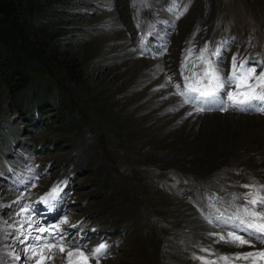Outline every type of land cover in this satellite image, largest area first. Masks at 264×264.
Wrapping results in <instances>:
<instances>
[{"label": "rangeland", "instance_id": "374dc122", "mask_svg": "<svg viewBox=\"0 0 264 264\" xmlns=\"http://www.w3.org/2000/svg\"><path fill=\"white\" fill-rule=\"evenodd\" d=\"M15 1L31 44L49 23L61 30L59 60L68 54L77 68L49 50L27 62L48 90L34 120L0 66V147L9 148L0 149V264H24V204L42 226L66 215L69 244L106 243L100 264H252L219 257L264 243L238 247L210 233L229 230L217 216L243 215L255 191L244 185H264V111L216 109L199 119L174 85L202 70L205 47L225 75L233 56L264 70V0H70L55 4L52 18ZM6 50L0 39V54ZM57 185L50 209L40 198ZM50 264L63 261L57 255Z\"/></svg>", "mask_w": 264, "mask_h": 264}, {"label": "snow or ice", "instance_id": "6c2138e0", "mask_svg": "<svg viewBox=\"0 0 264 264\" xmlns=\"http://www.w3.org/2000/svg\"><path fill=\"white\" fill-rule=\"evenodd\" d=\"M207 52L208 48L205 47L197 56V60L204 65L202 70L193 71L191 76H184L183 86L180 83L174 85L177 90L176 94L182 98L183 104L191 105L196 113L216 109L228 111L229 108L240 111H264V70L257 74L256 66H249L247 61H241L238 65L236 57L233 56L231 72L225 75L219 66V61L209 59ZM219 55V49L212 52V56L218 57ZM191 56L192 49H189L183 65L185 68ZM169 82H171V77H169ZM188 115H192V112ZM244 187L255 189V191L248 193L243 206V215L237 213L228 219H221L223 214L217 216L216 220L219 224L229 226V230L226 235L222 233H210V235L217 237L216 242L223 241L238 247L248 245L254 248L253 241L264 243V195L260 192V188H264V185L260 188L254 185H244ZM60 191L62 189L57 185L46 196L40 198L41 202L49 205L51 209L54 205L50 202L56 200ZM20 213H31L19 221L18 230H24L25 225L31 230L27 231L24 240H20V243L25 244V248L22 249L24 264L28 262L50 264V261L57 255L61 257L63 264H89V261L100 264V258L105 255L108 245L101 242L94 249L89 250L84 249L79 242L69 244L67 241L70 237L66 236V231L61 228V225L69 224L66 215L57 223L42 226L33 219L36 211L31 205H22ZM71 227L75 228L76 225H71ZM32 232L37 235H32ZM21 234L25 235V232L22 231ZM203 251L210 252V249L206 248ZM21 258V255L14 257L15 260H21ZM199 259L202 264H216V261H208L204 257H199ZM219 259L223 261L251 259L252 264H257L258 260H264V249L237 253L232 257L221 256Z\"/></svg>", "mask_w": 264, "mask_h": 264}, {"label": "trees", "instance_id": "16d2710c", "mask_svg": "<svg viewBox=\"0 0 264 264\" xmlns=\"http://www.w3.org/2000/svg\"><path fill=\"white\" fill-rule=\"evenodd\" d=\"M68 1L70 0H28L27 4L32 12L52 18L50 11L54 9V5ZM18 4L15 0H0V25L4 26L0 39L7 48L0 54V66L4 68V74L11 77L13 89L19 91L20 96L25 95L26 103L30 104L25 105L28 108V118L37 120L39 114L43 113L42 110L46 107L48 90L45 84L29 74L26 69L27 62L39 58L41 53L49 50V58L67 69H76L77 63L75 60L69 59L68 54L59 60V44L56 41L61 35V30L52 27L49 23L39 27L35 48L28 40L23 25L16 20ZM21 109H25V107L21 106ZM0 149L6 151L5 153L9 150L7 145L0 147Z\"/></svg>", "mask_w": 264, "mask_h": 264}, {"label": "bare ground", "instance_id": "6f19581e", "mask_svg": "<svg viewBox=\"0 0 264 264\" xmlns=\"http://www.w3.org/2000/svg\"><path fill=\"white\" fill-rule=\"evenodd\" d=\"M186 112L187 113H189V112H192V115L193 116H195L196 118H199V119H208L209 118V116L208 115H206V114H201V113H194L193 112V110L191 109V108H187L186 109ZM14 261V260H13ZM95 264V262L94 261H89V264ZM29 264H31V263H29Z\"/></svg>", "mask_w": 264, "mask_h": 264}, {"label": "flooded vegetation", "instance_id": "af4514ba", "mask_svg": "<svg viewBox=\"0 0 264 264\" xmlns=\"http://www.w3.org/2000/svg\"><path fill=\"white\" fill-rule=\"evenodd\" d=\"M190 200H191V198H190Z\"/></svg>", "mask_w": 264, "mask_h": 264}]
</instances>
